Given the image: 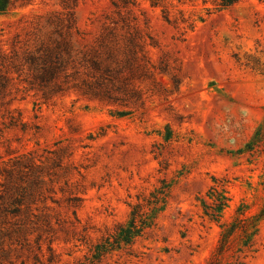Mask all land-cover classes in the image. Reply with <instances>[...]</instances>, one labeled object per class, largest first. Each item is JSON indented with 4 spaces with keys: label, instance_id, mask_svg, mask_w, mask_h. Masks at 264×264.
<instances>
[{
    "label": "rangeland",
    "instance_id": "obj_1",
    "mask_svg": "<svg viewBox=\"0 0 264 264\" xmlns=\"http://www.w3.org/2000/svg\"><path fill=\"white\" fill-rule=\"evenodd\" d=\"M221 2L0 0V264H264V0Z\"/></svg>",
    "mask_w": 264,
    "mask_h": 264
},
{
    "label": "trees",
    "instance_id": "obj_2",
    "mask_svg": "<svg viewBox=\"0 0 264 264\" xmlns=\"http://www.w3.org/2000/svg\"><path fill=\"white\" fill-rule=\"evenodd\" d=\"M220 3L222 8H228L235 5L239 0H221ZM262 1V0H261ZM264 128L260 127L257 129L253 141L247 145V148L254 149L255 143H258L263 138ZM215 181V180H214ZM158 194L155 197L154 206L151 212H145L141 205H135L132 207L130 220L127 224H118L114 235L108 237L97 247V255L113 249H120L124 245H132L135 241L143 235L145 230L149 228L159 211L163 209L166 204L168 197V186H162L155 190L152 195ZM201 204L204 216L210 221L221 224L223 211L228 207L230 198L227 195L225 189L220 188L218 185H212L205 195H201L198 198ZM7 211V208L4 209ZM223 226V225H222ZM230 231H224L222 233L223 240L228 237ZM253 234H250L251 237Z\"/></svg>",
    "mask_w": 264,
    "mask_h": 264
}]
</instances>
